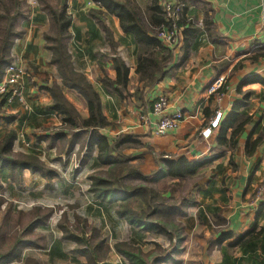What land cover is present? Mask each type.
Returning <instances> with one entry per match:
<instances>
[{
    "label": "crops",
    "instance_id": "0c3cea01",
    "mask_svg": "<svg viewBox=\"0 0 264 264\" xmlns=\"http://www.w3.org/2000/svg\"><path fill=\"white\" fill-rule=\"evenodd\" d=\"M142 1L145 4V0ZM158 1L162 3L167 0ZM182 1L185 3L181 16L184 24L179 26L177 44L171 49L172 57L166 66L167 74L148 88L135 72L138 51L135 40L131 34L121 29L118 18L107 13L92 0H65L68 13L72 16L70 37L67 41L72 64L99 92L102 112L108 122L101 132L109 140L119 134L131 135L135 145L122 149L125 155L135 156L129 162L131 166L137 160L142 162L160 156L198 159L220 155L216 144L219 128L203 136V127L215 109L221 108L224 111L223 121L229 114L232 103L243 99V95L236 90L243 80L253 74L264 76V58H250L251 49L255 45L264 44V0ZM32 19L34 23L27 32L24 30L20 37L15 38L11 48V52L21 57L28 71L25 78V96L32 111L27 114L20 105L13 103L10 113L14 125L10 128L15 130L16 136L19 132L23 133L30 144L33 142L29 139L32 130L50 124L58 127L61 125L59 116L50 109L52 100L49 93L41 89L43 83L35 74V71L46 74L49 82L52 78L59 80L53 64L56 71L53 76L45 73L47 69L43 66L45 51H48L49 63L51 54L45 48V31L39 33L37 29L44 27L43 25L40 28V21L48 18L44 12L37 11ZM188 23L199 29L189 41L185 36ZM104 27L110 31L115 43L112 48L106 39ZM188 43L190 47L185 51ZM115 56L120 57L129 68L128 81L122 96L105 91L101 83L105 74L110 79L116 77L113 66ZM228 76L230 78L226 90L221 92L219 100L208 93V88L215 83L222 89ZM241 89L243 92L251 90L248 104L243 108L250 120L238 136L235 149L226 151L199 172L203 178L195 183V188L191 191L190 198L194 203L188 206L185 215L176 216L171 221V237L142 233L128 225L132 241L139 244L143 251L153 250L155 245L167 247L171 252L177 247L178 251L172 252L175 259L179 260L175 264H221L223 251L227 250L229 264H264V253L259 242L253 251L247 253L238 246H232L243 233L254 227L258 206L264 203L263 195L259 199L256 196L257 188L264 178V87L252 83ZM63 92L81 116L87 117V108L82 98L71 89H64ZM161 94L168 98L169 110H180L184 119L175 130L156 135L153 131L154 117L151 107ZM71 99L77 102L74 103ZM141 113L146 116V120H139ZM49 130L46 129L44 134H49ZM39 137L37 135L36 139ZM257 138H260L259 143L253 153L248 155L245 151L247 141L252 142ZM27 147L24 152H29ZM98 153L94 149L90 157H83L82 166L87 162L90 172L108 167L97 163ZM143 153L149 155L143 158ZM112 154L116 155L115 152ZM41 182L47 184V181ZM57 182H54V186L60 188V192L69 188L68 184L57 185ZM8 189L13 191L14 188L10 185ZM115 207V204H99L96 199H91L86 203V214L83 217L90 223L95 224L98 221L99 225L104 224L113 230L115 236H119L121 233L118 225L126 221L116 215ZM260 227L264 229V210L259 216L256 230ZM39 231L46 235L48 227L41 226ZM227 231L232 232V237L220 244L210 242ZM46 238L50 242L47 235ZM73 246L74 243L69 247L59 241L43 248L30 246L24 250L23 257L34 258L37 264H86V258L75 254ZM25 259L8 264H25ZM102 264L129 262L123 255L111 251ZM160 264L173 263L168 261Z\"/></svg>",
    "mask_w": 264,
    "mask_h": 264
},
{
    "label": "trees",
    "instance_id": "16d2710c",
    "mask_svg": "<svg viewBox=\"0 0 264 264\" xmlns=\"http://www.w3.org/2000/svg\"><path fill=\"white\" fill-rule=\"evenodd\" d=\"M38 1L41 10L50 22L51 31L44 32L43 36L45 48L51 54L50 62L56 67L59 80L52 78L49 82L46 74L36 71L35 74L43 83L41 89L49 93L52 100L50 109L59 116L61 125L55 133L43 135L37 140L46 139L51 146L57 142H65L68 151L75 144L86 145L85 159L91 156L94 149H97L99 152L97 163L107 165L110 176L102 175L100 171L88 175L90 181L89 191L93 197L99 204H117L115 208L116 215L126 220L129 225L139 232L163 234L171 237L169 233L171 221H174L176 216L185 215L188 206L194 202L189 197L177 201L173 198L174 195L170 193L174 189L168 188L167 191L160 192L152 183L155 182L156 184L164 178L176 180V182L190 178L198 174L202 168L209 166L216 158L224 155L226 151L234 150L237 146L238 136L250 120V117L244 113L243 108L248 104V96L251 94V90L243 92L241 88L252 83H258L264 87V76L253 74L238 85L236 90L243 95V99L232 103L231 110L221 122L216 135V144L220 150V155L198 159H189L185 156L176 159L160 157L157 163L158 169L150 174H141L129 164L135 156L125 155L122 152L123 148L135 145L131 140V135L119 134L116 138L109 140L101 132L108 125V122L102 112L99 92L83 73L75 70L68 51L67 41L70 37L69 28L72 23V16L68 13L65 0ZM92 1L98 3L107 13L116 16L121 29L133 36L138 50L135 72L138 74L139 80L143 81V84L148 88L162 80L167 74L166 66L171 60L172 52L171 48L164 45L157 36L158 29L169 24L166 22L159 1L145 0L144 7H141L139 0ZM20 15H23L22 0H0V80L5 66L11 60L10 53L14 40L23 33L22 29L16 27V20ZM182 20L180 17L177 21L179 26L184 24ZM104 29L106 39L112 48L115 43L112 40L111 33L107 28L104 27ZM198 30L194 24L188 23L185 28L186 40H192ZM189 47L190 43L186 44L185 51ZM250 58L252 60L264 58V44L255 45L251 49ZM113 66L116 77L110 79L105 74L101 78V83L105 91L122 96L128 81L129 68L118 56L113 58ZM229 76L225 78L223 87L219 90L220 92L226 90ZM64 89H71L82 98L87 108V117L81 116L74 104L64 94ZM12 121L13 117L10 115L5 119L7 124ZM16 137V132L12 129L0 137V177L3 176V179L9 178L12 181H17L24 170L37 173L49 180L58 176L56 170L49 168L34 151L13 152L12 146ZM259 140L260 138L252 142L247 141L245 151L248 155L253 153ZM112 152H115L116 155H113ZM147 155L149 154L143 153V158ZM138 176L142 177L143 184L127 187L125 181L127 179H139ZM1 186L0 182V188ZM2 202L3 198L0 195V213ZM263 210L264 203H260L254 227L233 242V247L238 246L244 253H247L253 251L257 242H259L260 249L264 253V229L260 227L256 230L259 216ZM32 211V214L28 217L30 221L25 224L26 227L23 229L22 236L28 235L33 228L46 225L53 210L34 208ZM11 212L13 210L10 206L3 211V221L0 223V238L4 235L3 227L8 226V223L12 221ZM16 214H19L17 215L19 216L18 219H22V213L18 212ZM63 219H65V216ZM58 227L62 230L63 238L73 240L76 243L74 252L84 255L86 264H102L109 252V247L101 239L98 230L93 228L90 237H79L68 231L62 223H59ZM232 235V232L227 231L210 242L220 244ZM21 237L14 236L9 246L0 252V264L20 260L22 250L27 246H43L39 243L43 237H36L34 241ZM155 246L160 249L159 245ZM113 248L123 255L129 264H160L168 261L175 264L179 262L172 255V252L178 251L177 247L172 252L163 250L161 254L153 255V252H144L140 245L131 239L129 241H117L114 243ZM229 263V254L225 250L223 251L221 264Z\"/></svg>",
    "mask_w": 264,
    "mask_h": 264
},
{
    "label": "rangeland",
    "instance_id": "374dc122",
    "mask_svg": "<svg viewBox=\"0 0 264 264\" xmlns=\"http://www.w3.org/2000/svg\"><path fill=\"white\" fill-rule=\"evenodd\" d=\"M139 1L141 7H144V2L142 0ZM22 10L23 15L18 16L16 20V27L27 32L31 24L34 23L32 16L37 11L43 12V10H41L40 2L38 0H22ZM40 22V28L43 25L44 27H42L41 29H37L39 30V33L40 31H51L50 22L48 19ZM45 53L46 57L44 58L43 65L44 68L47 69V72L45 73H47L49 76L56 75L54 66L48 62V51H45ZM72 101L74 103L77 102L75 101V99ZM2 105L3 103L1 102L0 137L1 135L9 131L11 129L10 127L14 125L13 122L8 124L5 122L6 117H9V115L11 116V113H9L11 110L7 108H2ZM46 129H50L49 134H53L58 131L59 127L53 126L52 124L46 126H39L37 129L32 130L29 135V139L33 141L31 144L28 143L26 140V144L24 143V146H21L22 143L20 139H17L13 142L12 149L13 152H24V149L27 146H33L34 148L27 147V149L29 151H34L37 154H41V156H39L41 160L44 161L49 168L56 170L58 176L49 180L37 173H32L29 170H24L22 175L20 176V179L17 181H12L9 178L3 179V176L0 177V182L2 185L0 188V195L3 198V202L1 204L0 223L3 221V211L6 209V207L10 206L13 210V212H11L10 214L12 215V221L8 223V226L3 227L4 235L2 236V238H0V252L4 251L7 246H9L14 236H22L23 229L26 227L25 224L30 221L28 217L32 214V210L34 208L52 209L53 211L46 224V226L48 227L46 235L49 237L48 239L50 242L47 241L46 235L39 231L41 227H37L35 229L33 228V230L28 235H24L21 237L28 239L29 241H34L36 237H43L42 240L39 241V243L43 246L33 245L31 247L43 248L47 244L48 246H50L54 241H59L69 247L74 243V252L76 243L73 240L62 237V230L58 227L59 223H62L68 231H71L74 235H77L79 237H90L92 229L95 228L96 230H98L99 235H101V239H103L104 243L109 247L108 254L111 251H115L113 248L114 243H116L117 241L131 240L132 234L128 228V222L125 220L126 223L121 222L120 225H118L121 234H119V236H115L113 230L109 229L104 224L99 225L98 221L95 224L90 223L85 217H83V215L86 214V203L88 201H91V199H95L92 193L89 191L90 181H87V176L95 171H100L102 175L110 176V174L108 173V167L96 169L95 171L90 172V166L87 164V162L85 166H82V161L84 157L83 154L87 149L86 145H81L80 143H78V146H73V148L71 149L72 151H68L65 142H57L52 146L49 145L46 139L38 140L37 142H35L37 140L36 136L38 135L40 137H43V135H45L44 131ZM160 157H156L153 160L146 159L142 162H140V160H137L138 162H133L135 163V165L132 166H134L133 168L136 167L135 170L137 172H140L141 174H150L153 173V171H155L156 169H158L157 163ZM88 163H90L91 165V160H89ZM201 170L199 172H201ZM199 172L198 174L190 178L188 177L184 180L182 179L179 182H176V180H171L169 178H164L156 184L155 182L152 183V185L160 192H165L168 188L174 189V191H170V193L174 195L173 198L175 200L180 201L184 197L190 198L191 191L195 188V183L202 181L203 175H200ZM138 178L139 179H127L125 181V184L127 185V187H129L130 185L143 184L142 177L138 176ZM42 180L47 181V184L44 185L41 182ZM56 181H58L57 185L68 184L69 188H64V190L62 189L60 192V188L54 186V182ZM72 182L74 184H69ZM10 185H12V187L14 188L13 191L8 189ZM115 206L117 207V204H115ZM18 212L22 213V219H18L19 216L17 215L19 214H16ZM64 216L65 219H63ZM101 226H104V228H102ZM115 238H119V240H115ZM28 247L30 246L23 248L20 260L25 259V257H23V253L24 250ZM159 248L160 249H157V247L155 246L154 249L150 250L149 252H153V255H159L162 253L163 250H168L167 247L162 248L160 245ZM75 254L85 257L80 253ZM108 254L105 260L107 259ZM25 264H37V262L34 258H27L25 259Z\"/></svg>",
    "mask_w": 264,
    "mask_h": 264
},
{
    "label": "built area",
    "instance_id": "2783aa9c",
    "mask_svg": "<svg viewBox=\"0 0 264 264\" xmlns=\"http://www.w3.org/2000/svg\"><path fill=\"white\" fill-rule=\"evenodd\" d=\"M165 15L167 25L161 26L158 29L157 36L159 40L169 48H173L178 41L180 27L177 24L181 14L184 11L185 3L182 0H167L160 3ZM11 60L5 66L4 73L0 80V103H3L2 108L12 109L13 103L20 105L27 114L32 111L25 96V78L28 71L23 65L19 55L10 53ZM220 85L216 83L208 88V93L216 96L219 100L222 96ZM10 113V112H9ZM151 113L154 117L153 131L156 135H164L169 131L175 130L181 121L184 119V114L180 110H169V100L164 95H159L152 104ZM224 116V111L221 108L215 109L212 116L203 127L201 134L207 136L212 131L220 127ZM139 120H146V116L142 113ZM20 139L21 143L26 144V139L23 133L19 132L15 140ZM264 193V178L257 188V199Z\"/></svg>",
    "mask_w": 264,
    "mask_h": 264
}]
</instances>
